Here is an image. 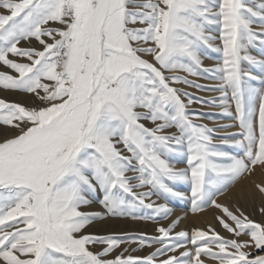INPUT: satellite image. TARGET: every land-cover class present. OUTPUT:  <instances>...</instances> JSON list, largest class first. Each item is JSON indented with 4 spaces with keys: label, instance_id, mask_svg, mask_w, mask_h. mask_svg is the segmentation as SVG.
I'll return each mask as SVG.
<instances>
[{
    "label": "snow or ice",
    "instance_id": "6c2138e0",
    "mask_svg": "<svg viewBox=\"0 0 264 264\" xmlns=\"http://www.w3.org/2000/svg\"><path fill=\"white\" fill-rule=\"evenodd\" d=\"M9 92L31 102L0 95V264H264L240 203L248 181L264 218V0H0ZM122 220L155 227L89 231Z\"/></svg>",
    "mask_w": 264,
    "mask_h": 264
},
{
    "label": "rangeland",
    "instance_id": "374dc122",
    "mask_svg": "<svg viewBox=\"0 0 264 264\" xmlns=\"http://www.w3.org/2000/svg\"><path fill=\"white\" fill-rule=\"evenodd\" d=\"M259 50L257 49L253 54H258ZM207 57L204 61L206 66L214 65L217 62L218 54L207 52ZM201 83H208V81L201 80ZM7 98L12 101H18V102H31V98L27 97L22 94L9 92L6 93ZM2 95V94H0ZM197 95H200L202 97H209V96H218L219 93H213V92H201L197 93ZM197 112H201L204 114V120L203 122L208 123L209 126H213V121H216L218 123H230L231 121L227 118L220 115V110L218 108L214 107H208L204 106L201 107L200 105H194L193 106ZM232 131H235L233 129ZM253 179H260L259 173ZM245 190L251 189V185L248 181L244 182ZM186 189V186H185ZM237 190L233 189L231 192H229L225 197L221 198V201L224 203H235L237 196L239 194L240 188L239 186L236 188ZM253 193V192H252ZM260 196L258 194H249L247 201L241 199L240 203L244 207L245 211L249 213L253 219L260 221L261 219H264L260 217L258 214H254L253 209L255 205H258L260 203ZM171 207L174 208L176 215H184L187 213V217L185 218L184 222L181 224L182 228H191V227H203L205 224H212L214 227H217V230L220 229L216 225L215 221L213 220V216L215 214L214 210H208L203 214L196 215L200 223L198 224L196 221L193 220V214L190 212V204L187 201H172L170 204ZM87 211H98L100 210L99 204H94L91 208L85 209ZM195 216V215H194ZM155 225H153L151 222H143V221H131V220H122L118 222L110 221L107 224H101L97 223L93 227L89 229V231L97 232V233H104L107 231H129V232H148L149 234L153 233ZM223 234V233H222ZM246 238V237H245ZM147 251V250H145Z\"/></svg>",
    "mask_w": 264,
    "mask_h": 264
},
{
    "label": "bare ground",
    "instance_id": "6f19581e",
    "mask_svg": "<svg viewBox=\"0 0 264 264\" xmlns=\"http://www.w3.org/2000/svg\"><path fill=\"white\" fill-rule=\"evenodd\" d=\"M0 94H2V95H4V96H7V94L6 93H0ZM235 190H237V189H235ZM246 192H248L249 194H253L252 192V189H247V190H245ZM193 220L194 221H196L198 224L200 223V221L198 220V218L196 217V215L194 216L193 215ZM102 224V223H101ZM103 224H107V223H103Z\"/></svg>",
    "mask_w": 264,
    "mask_h": 264
}]
</instances>
